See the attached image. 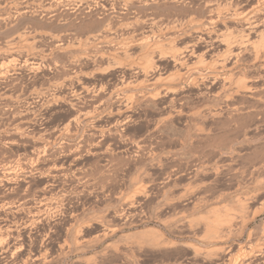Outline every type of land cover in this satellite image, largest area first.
Instances as JSON below:
<instances>
[{
	"label": "rangeland",
	"instance_id": "1",
	"mask_svg": "<svg viewBox=\"0 0 264 264\" xmlns=\"http://www.w3.org/2000/svg\"><path fill=\"white\" fill-rule=\"evenodd\" d=\"M34 1L0 0V50L3 51L7 43L15 45L12 43L20 36L30 38V43L37 40L35 47H29L33 51L25 48V39L21 42L18 38L15 47L12 46L19 51L14 58L16 62L12 60L15 64L8 59H0V79L3 80H0V243L3 245L0 248L4 249H0L4 251L0 252V264H24L27 260L25 264H219L220 261L212 256L196 260L191 247L213 249L233 245V253L239 256L248 249V245H256L264 231V79L259 81L261 63L255 64L251 56L244 54L239 58L240 64L235 71H241L244 78L247 77V83L259 77L258 82L254 80L250 83L260 90L256 99L246 93L237 97L234 95L232 99L227 94L220 97L217 95L220 84L215 83V86H200L199 89L183 85V95H170L160 101L145 98L143 94L148 92L145 87L122 91L119 101L108 98L109 90H106L99 96L94 93L95 98L98 97L96 99L94 94L79 97L72 105L68 101L71 86L66 83L65 77L68 78L77 65L84 72H91L99 65L94 63L95 58L92 62L96 67L92 59L88 63L85 56L91 55V52L84 45L79 47L78 42L88 35V29L91 32L109 23L119 24L122 18L115 15L118 9L114 7H110L114 8L110 11L111 15L114 14L111 18L101 8L96 10L94 5L85 6V3L75 0H53L56 4L52 2L54 5L51 8L56 10L51 9L49 14L45 12L48 4ZM109 1L111 5H107L112 6L113 1ZM254 1L249 0L248 4ZM191 6L193 4L188 6V12L196 8L195 3ZM188 12L181 17H188ZM86 24L94 27L87 29ZM232 24L234 28L236 25ZM138 31L137 34L142 32ZM48 35H55L58 48ZM58 43L63 48H59ZM67 45H76L79 49L70 47L74 51L70 53ZM204 46L201 44L198 49L202 50ZM22 50H27L29 56ZM130 52L134 57L139 54V49L135 47ZM75 58H80V62ZM32 59H38L40 66L32 64L34 68L30 67ZM73 61L79 64L70 65ZM9 63L13 68L7 66ZM161 63L158 65L164 66L162 69H173L170 62ZM69 66L74 67L71 70ZM105 72L95 73L93 79L85 80V85L91 86L95 82L112 89L123 77L132 80L143 78L128 69L121 72L109 69ZM62 82L67 86H62ZM4 93H11L13 103L9 106L3 100ZM128 95H133V101L130 99L133 103L127 102ZM135 95L139 97L134 98ZM99 98L104 107L95 112L99 102H102ZM171 98H174L173 101ZM119 109L123 113L119 115L125 114L128 122L123 116H118L116 111ZM179 109L180 115L175 116ZM210 109L220 114L216 116L219 119L209 118L206 111ZM198 111L202 114L195 115ZM171 115L173 117H169ZM76 117L80 121L77 122ZM119 117L123 118L126 128L117 126L121 121ZM74 120L76 124L72 123ZM8 163L10 167L14 166V170H19L14 171L15 186L1 177ZM29 165L36 166V169L29 168ZM52 165H56L58 170L61 168L59 171L65 173V177L53 179L52 170H49ZM42 193L47 195L49 202L47 208L50 209L46 211V207H40L39 196ZM26 203L33 207L36 204L35 209H39L32 210ZM240 203L244 204V209L240 210ZM228 211L234 214L230 212L235 218V238L223 242L207 239L205 218L213 212L224 214ZM9 226H14L10 232ZM147 228L160 231L163 239H157L151 233L150 236L149 233H145L147 236L140 233ZM238 232L241 234L238 235ZM167 241L172 245H163ZM17 245L19 249L23 248L19 250Z\"/></svg>",
	"mask_w": 264,
	"mask_h": 264
},
{
	"label": "bare ground",
	"instance_id": "2",
	"mask_svg": "<svg viewBox=\"0 0 264 264\" xmlns=\"http://www.w3.org/2000/svg\"><path fill=\"white\" fill-rule=\"evenodd\" d=\"M39 1H43L44 3L48 4V6L45 7V12L46 13H49V14L51 13V11H50L52 9L51 7L54 4H56V3L53 2V0H51V1L50 0H39ZM75 1H77L79 3H85V6L87 4L94 5L95 8H96V10L98 8H101L102 10L106 11V13H107L106 15L107 16H110L111 15L110 14V11L112 9L116 8V9H118V13H115V15L116 14L119 15L118 17L122 18L121 19L122 21L120 22L118 20L120 22V23L118 22L119 24H114V23L110 24L108 22L109 24L108 25H104L103 27H101L100 30H98L99 28H97L98 31L95 29V31L92 30L91 32H89L91 29H88L89 27H91L90 26L91 23L89 25L86 24V26L88 25L87 26V29L89 30V31L87 30L88 33H86L88 35L86 37L84 35L85 38L82 41H80L78 39L81 43L78 42L77 45L78 46L79 45H82V46L84 45L85 48H87V51L91 52V55L90 54L89 55L87 54V56H85L87 58L88 63H89V61L91 59H92L91 60V62H92L93 59L95 58L96 61L94 60V63H96L97 65L99 64V65H98V68H97L96 67V64H94L92 62L97 69L94 68V69H92L93 71L91 70V72H84L85 70L83 68L82 69L84 71L81 68H78V65H77V64H79L78 62L77 63L74 62L75 60L73 61V63L70 62V65H74V66L77 65V67H74L73 66L74 67L73 73L70 74V75L68 74L69 75L68 78L65 77L66 83H68L71 86V88H69V89H71V94H70V97H69L70 99H68V101H69V103L71 102L72 105L74 103H77L76 101H78V98L79 97H82V96L85 97V96H89V95L91 96L94 93H96V95L102 94L106 90H109V92L107 91L108 98L113 99V100L114 99H116V100L119 99L120 100V98H121L120 95H121L122 91H128V90L130 91V89H131V91H133V89H135V88L142 89V87H145L146 90L148 89L147 90L148 92L146 91L147 92L146 94H145V92H144V94L142 93L143 95H146L145 98L146 97H149V98H151L153 100H157V101L158 100L160 101L163 98L166 99L170 95L173 96V97L174 96H178L180 93L183 95L182 91H183V89H185L183 87V85H187V86H190V87L191 86H194L197 89H199L200 86H202V88H203V86H207V85H211V84H212L211 86H213V84L215 86V83H219L220 84V87H219L220 89L217 92V95H219L221 97V95H225L226 96V94H227V95H230L231 96V99H232V96L234 97V95H236L235 97H237V95L240 94V93L251 94L252 98H255L256 99V97H255V96H257L256 93L257 92H260V90L258 91L259 88H257L256 86H253L254 83H253V85L250 84L255 79L254 80H251V82H248L247 83V82H245V78H247V77L244 78L245 75H243L241 71L240 72L238 71L239 73H236L237 72L236 70L238 69V66H239L238 64H240L239 63V58L241 57V55H244V54L247 55L248 54L249 56H251L253 58L252 60H253V62L255 64L261 63L260 66H261L262 73L260 75V78L259 77L258 78H259V81H260V79H262V80L264 79V0H255L254 3H252L251 5L248 4L249 0H110L109 2L113 1L112 6H108V5H111V4H109L107 2L108 0H75ZM52 2L54 3L53 5L51 4ZM37 3H36V5H37ZM194 3L196 5V8L195 9L194 8L191 9L189 11L190 12L189 13L187 11V9L189 8L188 6H190L191 4H193V6H194ZM58 5H59V3H58ZM40 6H38V7L40 8ZM43 6H45V5H43ZM193 6H191V7H193ZM55 7H56V5H55ZM110 7H114V8H110ZM89 8H90V6H89ZM22 9H24V8H22ZM30 9L32 10V8H30ZM54 9H52V11ZM59 9H60V7H59ZM76 9H78V7ZM27 10H25V11H27ZM115 10H114V12H115ZM20 11H18V12H20ZM40 11L42 12V10H40ZM99 11H101V10H99ZM184 11L188 12L189 15H187L188 17L185 16V18H182L181 15L183 13H186ZM30 12H32V11H30ZM41 12H39V13H41ZM55 12H53V13L55 14ZM84 14H86V13H84ZM22 15H23V13H22ZM42 15H44V14H42ZM113 15H111V18H113L112 17ZM52 18H53V15H52ZM84 19H85V17H84ZM64 20H66V19H64ZM49 21H51V20H49ZM96 21H98V20H96ZM92 22H95V21H92ZM101 22H102V20H101ZM103 22H104V20H103ZM116 22L117 21H115V23ZM232 22H234V25H236L239 28L238 31H237L238 28L237 29L235 28L236 26L234 27L236 30L231 26V25H233ZM67 24H69V23H67ZM62 25L64 26L65 24H62ZM77 25H79V23ZM86 26H85L84 29H86ZM59 27H60V25H59ZM93 27H94V25H93ZM93 27H91V28H93ZM139 29L142 32L137 34V31ZM25 35L27 36V34H25ZM18 38L21 41V39H25V36H20ZM18 38H17V40H18ZM186 38H189L188 41H185ZM31 39H33V38H31ZM34 39H35V37H34ZM51 39H52L51 42L53 43V45L57 46L56 40H58V39H56L55 35L51 36ZM59 40H61V39H59ZM36 41L35 42L32 41L34 43V45H33V43H30V38L29 39L26 38L25 41H24V44L26 46L25 48H27V47L28 48L29 47H32V48L35 47ZM15 42L12 43V44H15L16 45L17 42L16 43ZM19 44H20V42H19ZM201 44H203V46L205 45L204 46L205 48L202 49V50H199L198 47ZM5 45L6 46H4L5 48L3 47V51L0 50V59H2V60L3 59H8L9 61H12L14 58L16 59V55H17V53L19 51L18 50L16 51L14 48H13L14 50L12 49V46L15 47V45H12V46L10 45L11 47L8 45V43L5 44ZM58 45H59V43H58ZM62 45H63V43H62ZM67 46H69V45H67ZM67 46H65V47H67ZM70 47L71 48H73V47L75 48L76 47L77 50L79 49V48H77L76 45L75 46L73 45V47L72 46H69V50H70ZM135 47H137L139 49V54L137 53L136 54L137 56L131 57L130 50L132 48L134 49ZM57 48H58V46H57ZM59 48H63V47L62 46L60 47V45H59ZM20 49H21V46H20ZM29 49L30 50H33L31 48H29ZM29 49H28V51H29ZM65 49L66 48H64V50ZM67 49H68V47H67ZM23 50H24V48H23ZM23 50H22V52H25ZM28 51L26 50L27 54L30 52V51L29 52ZM71 51H73V50H70V53H72ZM84 51L86 53H88L85 49H84ZM76 52H78V51H76ZM19 54H21V53H19ZM59 54H61V53H59ZM21 56H22V54H21ZM27 56H29V54ZM35 56H37V55H35ZM35 56H33V57L36 58ZM63 56H65V55H63ZM80 56H81V54H80ZM91 57H93V58H91ZM28 59H30V58L28 57ZM77 59H79L78 61L80 62V58H77ZM81 59H82V57H81ZM30 60H29V63L31 62ZM5 61H7V60H5ZM9 61H7V62H9ZM32 61L33 62L31 63V66L30 67H33L34 65L35 66L36 65L37 66H40V64H38V61H39L38 59H32ZM83 61H86V60L84 59ZM165 61L170 62L172 64V65L170 64L172 66V68H173L171 71H168V70L166 71L165 68H164L165 70L162 69L164 66L161 67L162 65L161 66L158 65L159 62L161 63V62H165ZM14 62H16V60ZM14 62L12 61L11 63L13 64ZM11 63L7 64V66L9 67V65ZM74 63H76V64H74ZM24 64L26 65L27 62L24 63ZM32 64H33V66H32ZM54 64H56V63H54ZM11 65H10V67H11ZM104 65H106L107 67H105ZM7 66H5V67L7 68ZM89 66H91V65H89ZM102 66L105 67V68H103ZM36 67H35V69L38 70ZM11 68H13V67H11ZM17 68H15V69H17ZM72 68H71V70H72ZM109 69L110 70H117V71L119 70V72H121V70H127V69H128V71L132 70V71H135L136 74L142 75L141 77H143V78L142 79H136L137 78L136 77L137 75H135L136 78H133V80H132V78H129V77L128 78L127 77H123L121 80H119L117 82L116 87L115 88L112 87V89H106L105 86H103L101 84L99 85L98 83H95V82L92 83L91 86L90 85H85V82H86L85 80H88L89 81V79L90 80H91V78L93 79V77L96 75L95 73L102 72L104 74V72L105 71H108ZM11 70H13L15 72L14 69H11ZM11 70H10V73H11ZM31 70H32V68H31ZM5 71H7V70L5 69ZM4 73L9 74L8 76L11 75L10 73H7V72H4ZM3 77H5V76H3ZM7 78H9V77H7ZM258 78H257V80H255V82H258ZM0 80L3 81L2 79H0ZM2 83H4V82H2ZM58 83H60V82H58ZM63 84L64 83L62 82V86H63ZM234 84H236L237 86L234 87ZM65 86H67V84ZM18 87H20V86H18ZM53 88H55V86ZM186 88H188V87H186ZM209 88H210V86H209ZM206 89H208V88H206ZM135 90H134V93L136 92ZM42 91H45V90H42ZM48 91H50V89ZM138 92H140V90ZM10 94L4 93V95H3V100H5V102L7 103V104L6 103H4V104H6L7 106H9L8 104L12 102V99L10 97ZM34 94H33V96H34ZM38 94H39V92H38ZM42 94H44V92H42ZM36 95H37V93H36ZM133 95H131V97L129 96L130 98L128 97L127 100H129V101H127V102H130L132 100ZM139 95H138V97H139ZM93 96L95 98V94ZM124 96H125V94H124ZM55 97H57V96H55ZM138 97L136 96L134 98H138ZM96 98H98V97L96 96ZM101 98H102V96H101ZM59 99H55V100H59ZM173 99L171 98L172 101H173ZM225 99H226V97H225ZM240 99H241V97H240ZM47 100H48V98H47ZM52 100H54V98ZM116 100H115V102H117ZM100 101H102V100L100 99ZM122 101H123V98H122ZM132 101H131V103H133ZM136 101L134 100L135 103H136ZM215 101H216V99H215ZM95 102H97V101H95ZM102 103H104V102L103 101L102 102H99V104L95 108V112H96V110L97 111H100V110L103 109L104 104L102 105ZM129 106L131 107V104ZM106 108H107V106H106ZM211 108H212V106H211ZM120 110L121 109H119V111H116V112H118L117 113L118 116H120L119 113H122V112H120ZM177 111H179V112H175L176 115L173 112V114L175 116L180 115V113H181L180 109L177 110ZM235 111H237V109ZM89 113L90 112H88V114H87L88 116H89ZM84 114H83V116H84ZM197 114L199 115V114H202V113H201V111L200 112L198 111V113H195V115H197ZM206 114L209 116V118L210 117L211 118L212 117L215 118L217 115H220L216 110H211V109L208 110V112L206 111ZM87 115H85V116H87ZM124 115H122V116L124 117ZM122 116H120V117H122ZM127 117H129V116H127ZM169 117H173V116L171 115ZM76 118H78V117H76ZM125 118L126 117H124V119ZM216 118H218V117H216ZM126 119L127 120L125 122H128V118H126ZM130 119H132V118H130ZM75 120L72 123H75L76 122ZM78 120H79V118L77 119V122H78ZM122 121H124L123 118L121 119V121L118 123L117 126L120 127V128H122V129H124V127H125L126 124H125V122L123 123ZM20 122H22V121H20ZM69 129H71V128H69ZM68 134H70V133H68ZM52 137H53V135H52ZM63 140H65V138ZM8 141H6V142H8ZM49 147H51V146H49ZM44 148H45V146H44ZM37 152H38V150H37ZM33 156H32V158H33ZM35 156H34V158L35 159H38V156H37V158ZM32 158H29V159H32ZM35 159H33V160H35ZM31 162H30V164L33 165L34 163L32 164ZM9 163L7 164V167L3 171L4 172V174H3L4 176L1 175V177L5 178L6 182L8 184L10 183L9 185H14L13 182L16 181L15 180L16 179V177H15L16 176V174H15L16 172H14V171H16L18 169L16 168V170H14V168H13L14 166L11 165L12 167H10ZM251 163H253V162H251ZM28 164H29V162H28ZM55 164H57V163H55ZM25 165H24V167H27ZM21 166H22V168L21 167L20 168L22 170L23 169V165H21ZM36 166L38 168V165L37 164H36ZM36 166H30L29 168L35 167V169H36ZM29 168H27V169H29ZM50 169L53 171V172L52 171L50 172V173H52L51 176H52L53 179H57L58 180V178L60 179L62 176H64L63 174H65V173L61 174V172H60L61 171V168L59 169L60 170L59 171L58 168L56 167V165H54V166L52 165V167L49 168V170ZM32 170H33L32 173L34 174V172H35L34 168H32ZM32 170H30L29 173ZM40 170H41V168H40ZM67 171H68V169H67ZM36 172L39 173V170H36ZM197 174H199V173H197ZM52 178H51V180H52V182H54ZM2 182L4 183V180ZM11 183H13V184H11ZM42 194H41V196H39L40 197L39 202H40V205H41L40 207H41V209H42V207H43V209L46 207L44 209L46 211V209H48L47 207H49L48 206V203L49 202H48L47 195L46 194L45 195L44 194L42 195ZM52 196H53V194H52ZM28 200H30V199H28ZM36 201H38V200H36ZM23 203H25V202H23ZM23 203H21V204L24 205ZM35 203H33V204H35ZM25 205H28L27 207H29L32 210H33V208L35 209V206H36V204L33 207L32 204H27V203ZM239 205H240V210L241 209H244V204L243 203H240ZM8 208L11 209V207H9V205H8ZM13 208H15V206ZM13 208H12V210H13ZM30 209H29V211H30ZM36 209H39V208H36ZM41 211H43V210H41ZM32 212H34V211H32ZM39 212L36 213V214L38 215ZM230 212L231 211H228V212H225L224 214H221L220 212H213V214L210 215V217L205 218V222H206L205 223V226H206L205 227V235H206L207 239H210L211 241H216V242L217 241L218 242L219 241H222L223 242V241H226V240L227 241L228 240L231 241L233 238H235L233 236L237 232V231L234 230V226H233V223H234L233 220L235 218L233 219V215L234 214L231 212L233 214L232 215ZM40 214H41V212H40ZM44 214H45V212H44ZM6 227H8V226H6ZM12 227L14 228V226H12ZM12 227L9 226V228H8L9 232L11 230H13ZM2 230H3V228H2ZM256 231H257V229H256ZM140 233L141 234L144 233L143 234L144 236L147 233H149L148 236H150V233H151V234H154L153 236L154 237L156 236L157 239H160V240L163 239L162 234L160 233V231H158L157 229H154V228H149V229L147 228V229L141 231ZM11 234H13V233H11ZM138 234H139V232H138ZM240 234H241V232H240ZM240 234L238 232V235H240ZM250 234H251V232H250ZM253 234H254V232H253ZM154 237H153V240L156 239V238L154 239ZM230 238H232V239L230 240ZM256 241H257V239H256ZM154 243H156V245L158 244V242H155V241H154ZM255 243H256V245L254 244V246H252V247H251V245H248V247L246 246L248 249L247 250H244V252L242 254H240L239 256L236 253H235L236 255L233 253L234 252V250H232L233 245H232V247H231V245L230 246H227V247H222V248L221 247L220 248H216V247L214 248L213 247V249L212 248L211 249H201V248H198V246L197 247L196 246H193L191 248H193L192 250L194 252L193 253L194 254V258H196V260L199 259V258L200 259H203V258H207L208 259V257H211L212 256L211 258H214V260H215V258H217V260L220 261V263L218 262L219 264H264V231H263V234H261V237ZM166 244L167 245H170V244L172 245V243L170 241H167L163 245H166ZM161 245H162V243H161ZM0 246H3V245L0 243ZM241 247H240V250H243V249H241ZM17 248H18V245H17ZM22 248H23V246H22ZM7 249H9V247L6 248V250ZM21 249H19V250H21ZM233 249H234V247H233ZM16 251H18V250H16ZM3 252H1V254ZM213 255H215V257ZM11 258H12V256H11ZM26 262H28V260Z\"/></svg>",
	"mask_w": 264,
	"mask_h": 264
}]
</instances>
